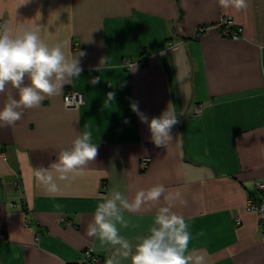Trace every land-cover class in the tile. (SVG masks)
Returning a JSON list of instances; mask_svg holds the SVG:
<instances>
[{
	"label": "crops",
	"instance_id": "obj_1",
	"mask_svg": "<svg viewBox=\"0 0 264 264\" xmlns=\"http://www.w3.org/2000/svg\"><path fill=\"white\" fill-rule=\"evenodd\" d=\"M223 18L241 39L195 36ZM0 20L13 32L35 22L46 43L67 40L66 53H86L60 95L0 126V264H78L86 249L106 261L108 247L87 233L100 197L115 187L131 199L155 184L182 193L187 206L173 211L206 264H264L260 218L244 208L263 197L264 0L243 11L218 0H0ZM68 91L83 96L79 109L64 107ZM134 101L149 120L169 105L182 113L171 143L151 142ZM85 128L95 161L49 195L34 168L50 165ZM186 173L201 179L189 182ZM159 206L125 213L121 235L135 244Z\"/></svg>",
	"mask_w": 264,
	"mask_h": 264
},
{
	"label": "clouds",
	"instance_id": "obj_2",
	"mask_svg": "<svg viewBox=\"0 0 264 264\" xmlns=\"http://www.w3.org/2000/svg\"><path fill=\"white\" fill-rule=\"evenodd\" d=\"M218 2L223 8L237 11L249 7V0ZM40 32L41 26L35 22L31 26L21 23L15 32L7 23L0 25V96L5 97L0 106V126H14L22 119L24 110L38 109L45 99L60 95L65 84L82 71L80 57L86 53H66L67 40L50 45ZM107 99L111 102L113 94L109 93ZM130 107L141 123L148 124L151 142L156 147L172 142V128L179 123L177 117L182 113L169 105L159 117L149 120L140 112L138 102H132ZM97 155L93 133L85 128L72 141L71 147L61 150L50 165L35 167L34 178L49 195H57L61 191L60 182L82 173ZM186 178L189 182L201 179L187 173ZM148 205L160 206L149 231L133 244L121 235L118 226L127 227L125 213L139 212ZM178 205L187 206L182 193L166 189L162 184L140 189L131 199L114 187L100 197L92 221L87 225V233L110 250L106 264H122L124 260L130 264H206L204 252L189 249L192 235L183 215L173 211Z\"/></svg>",
	"mask_w": 264,
	"mask_h": 264
},
{
	"label": "built area",
	"instance_id": "obj_3",
	"mask_svg": "<svg viewBox=\"0 0 264 264\" xmlns=\"http://www.w3.org/2000/svg\"><path fill=\"white\" fill-rule=\"evenodd\" d=\"M4 24L2 20H0V25ZM212 31L220 32L224 37L232 40L237 41L241 39L242 30L241 28L234 25L232 19L230 18H223L220 21H218L215 24L202 26L196 29L195 36H203L206 35ZM84 99L83 96L75 91H68L63 96V105L65 108L68 109H79L80 106L83 105ZM199 111V109H196V112ZM150 160L147 158L141 159L139 163V169L144 170L148 166ZM257 189L263 193V197L261 200H254V199H248L245 202V210L248 212H255L258 217L260 218V227L262 230V239L264 242V186L259 184L257 186ZM239 221H237L238 223ZM3 237L0 236V240H2ZM78 264H106V261L102 260L100 257L96 256L92 250L86 249L82 253V258L78 262Z\"/></svg>",
	"mask_w": 264,
	"mask_h": 264
},
{
	"label": "rangeland",
	"instance_id": "obj_4",
	"mask_svg": "<svg viewBox=\"0 0 264 264\" xmlns=\"http://www.w3.org/2000/svg\"><path fill=\"white\" fill-rule=\"evenodd\" d=\"M198 29V28H197Z\"/></svg>",
	"mask_w": 264,
	"mask_h": 264
}]
</instances>
